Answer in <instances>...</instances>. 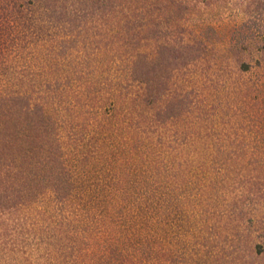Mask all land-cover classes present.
I'll return each instance as SVG.
<instances>
[{
	"label": "rangeland",
	"instance_id": "rangeland-1",
	"mask_svg": "<svg viewBox=\"0 0 264 264\" xmlns=\"http://www.w3.org/2000/svg\"><path fill=\"white\" fill-rule=\"evenodd\" d=\"M146 184L162 264H264V0H0V264H76Z\"/></svg>",
	"mask_w": 264,
	"mask_h": 264
},
{
	"label": "trees",
	"instance_id": "trees-1",
	"mask_svg": "<svg viewBox=\"0 0 264 264\" xmlns=\"http://www.w3.org/2000/svg\"><path fill=\"white\" fill-rule=\"evenodd\" d=\"M129 8V7H128ZM142 9V7L140 6ZM130 10V9H128ZM93 14L95 16L100 17L101 15L103 17H107V20L111 25L113 22L116 23V25H120V23H123L126 25H130V23L134 22L133 20L138 17L140 14V18L143 19V14L140 12L139 14L135 15L133 11H127V12H116L112 15L111 13H106L108 15L105 16L104 12L99 9L95 10ZM100 11V12H99ZM139 12V11H138ZM102 17V18H103ZM121 50L118 47L115 48V50ZM133 57L130 56L127 59L124 60L126 62L125 64H132ZM115 62V61H114ZM123 63L120 61L115 62L114 64ZM119 66V65H118ZM242 70H248V67L245 63L242 65ZM118 69V68H116ZM123 77L115 76V78H111L107 85H113V87L108 91L109 98H113L110 101L109 105L112 108V110L119 109V102L117 101L119 97L122 95V90L124 89L123 83L125 81V76ZM112 81V83H111ZM139 86H143L144 80H136ZM15 94L18 96L19 93L15 92ZM142 94V91L139 93ZM139 97V96H137ZM107 98V99H109ZM110 100V99H109ZM136 106L137 103H136ZM123 107V106H122ZM137 109V110H136ZM133 109L132 111H136L135 116H137L138 108ZM127 112V111H126ZM118 113V111H117ZM140 116L141 114L138 113ZM142 117V116H141ZM125 120H123L124 122ZM131 120L127 121L126 124L122 123V120L118 124L119 130L125 129L126 127H132V124L129 123ZM125 125V127L123 125ZM129 126V127H128ZM137 128V126H135ZM133 128L130 130L129 138L130 140L136 141V136L138 133L141 134V132L138 131V129ZM18 134V133H17ZM141 136H143L141 134ZM18 135L14 134V139ZM138 145L135 146V148ZM142 144H140V149ZM144 150V147L142 148ZM133 152V151H132ZM143 154V151L140 152V155L138 156L141 158ZM138 159V158H137ZM149 162V161H148ZM122 177H120L121 179ZM139 184L140 180L135 181L133 180V183ZM147 185V184H146ZM118 188V187H117ZM133 192H138L140 196L136 201H132L130 207L128 208V211L121 212V215L119 217H123L124 219H117L113 217V212L117 208V205H121V202L123 199L128 200L130 199V195L128 192H130L126 187H119V189H114L113 196L110 194L111 201L107 206V209H105L107 215V219H103L107 222L108 226L111 227V230L107 227H101V224L95 226L100 230L99 235L97 236L96 240V247H86L84 251H80L73 257L71 260L75 261L76 264H162V247H161V233H162V218H163V202L161 200V194H159L158 187H154V185L150 186H142V187H133ZM137 188V189H135ZM88 193L92 195H95L96 197L99 196V190H93L89 189ZM108 195V194H107ZM127 195V196H126ZM70 202L73 203V200ZM87 204V203H86ZM89 204V203H88ZM78 210H81L82 213L88 214V211H93L95 205L92 207L91 203L90 205L85 206L84 203L79 204L77 203ZM102 213V212H101ZM130 213V214H128ZM80 215V214H79ZM104 216V217H105ZM118 217V218H119ZM98 224V223H97ZM96 225V224H95ZM92 227V226H91ZM93 229V228H91ZM80 238V237H79ZM31 255V254H30ZM7 260L10 264H15V262L12 261V256L10 252L6 254ZM17 259V258H16ZM23 261H26V264L33 263L32 256H29L27 254L26 258H22ZM30 260V261H29ZM12 261V262H11Z\"/></svg>",
	"mask_w": 264,
	"mask_h": 264
}]
</instances>
